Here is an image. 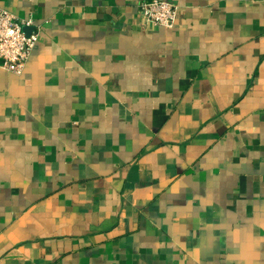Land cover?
Segmentation results:
<instances>
[{"label":"crops","instance_id":"crops-1","mask_svg":"<svg viewBox=\"0 0 264 264\" xmlns=\"http://www.w3.org/2000/svg\"><path fill=\"white\" fill-rule=\"evenodd\" d=\"M0 0V264H264V0Z\"/></svg>","mask_w":264,"mask_h":264},{"label":"built area","instance_id":"built-area-1","mask_svg":"<svg viewBox=\"0 0 264 264\" xmlns=\"http://www.w3.org/2000/svg\"><path fill=\"white\" fill-rule=\"evenodd\" d=\"M139 16L145 23L171 28L178 16V6L166 0H152L139 5ZM32 20H21L0 6V67L22 74L35 48L39 33H27L24 26Z\"/></svg>","mask_w":264,"mask_h":264}]
</instances>
